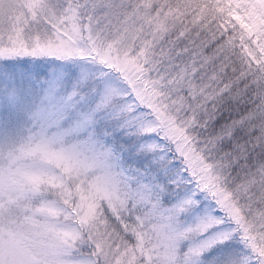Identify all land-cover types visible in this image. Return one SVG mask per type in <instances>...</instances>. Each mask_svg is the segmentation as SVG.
Returning <instances> with one entry per match:
<instances>
[{
    "label": "snow or ice",
    "instance_id": "6c2138e0",
    "mask_svg": "<svg viewBox=\"0 0 264 264\" xmlns=\"http://www.w3.org/2000/svg\"><path fill=\"white\" fill-rule=\"evenodd\" d=\"M0 264H264V0H0Z\"/></svg>",
    "mask_w": 264,
    "mask_h": 264
}]
</instances>
